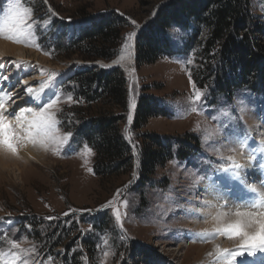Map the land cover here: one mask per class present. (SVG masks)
Wrapping results in <instances>:
<instances>
[{"label":"rangeland","instance_id":"374dc122","mask_svg":"<svg viewBox=\"0 0 264 264\" xmlns=\"http://www.w3.org/2000/svg\"><path fill=\"white\" fill-rule=\"evenodd\" d=\"M174 2L157 0L142 8L139 0H19L18 6L16 0H0V42L4 44L0 47L3 57L0 76L9 77L7 81L0 79V90L11 93L20 88L21 93L20 102L14 103L18 97L14 93L6 107L16 115L19 109L39 110L44 103L59 97L47 113L56 121L52 135L62 141L71 133L62 147L48 142L40 152L37 149L39 159L27 154L30 149L21 153L18 147L17 154L12 155L0 148V264H8L13 251L20 254L21 260L29 259L30 264H65L62 258L65 254L69 258L82 255L81 264H141L138 259L142 252L147 257L144 264H217V261L220 264L227 261L218 260L217 248L239 250L235 247L238 240L224 237L222 243L233 242L224 247L217 238L219 235L212 236L215 231L205 228L207 219L198 216L204 208L200 186L213 179L222 167L232 164L235 157L232 150L236 147L243 152L246 144L257 145L263 140L264 83L257 85L256 91L243 88L229 98L214 94L211 86L199 88L193 78L199 67L196 51L164 56L152 65L137 67L136 36L153 20L159 7ZM249 9L255 23L263 25L264 0H250ZM13 11H20L26 21L19 41L8 39L14 23L8 17ZM108 13L123 18L128 24L115 58L120 61L118 64L85 63L77 56L53 60L52 42L71 41L93 20ZM77 14L87 16L77 18ZM191 34V29L170 31L172 51L180 50ZM129 36L132 39L126 40ZM256 39L264 45V35H257ZM93 67L106 71L119 69L127 88V112L115 111L114 115L123 117L119 125L131 148V172L105 181L94 175V152L75 135L78 123L68 122L67 112L85 107L79 100V90L72 83L69 92L59 90L75 72ZM189 76L204 93L196 104L192 103L194 88ZM46 83L41 92V85ZM28 86L36 88L37 95L26 94L24 89ZM69 95L72 101L67 99ZM2 96L9 100L7 95ZM142 96L153 98L165 115L149 119L141 132H135L132 124ZM28 100L33 102L27 103ZM130 106L131 121L128 119ZM97 112L108 110L101 108ZM142 134L157 135L172 142H188L191 138L192 146L195 139L196 150L179 159L177 145H173L171 160L163 168H156L152 180L140 187ZM255 150L247 160L253 161L258 151ZM109 201L111 205L105 208ZM230 213L223 217H231ZM100 217H105L107 224L97 227L96 220ZM34 218L40 220L41 238L54 225L59 228L57 236L65 229L71 232L68 247L50 251L34 240L35 231L29 223ZM85 240L92 243V252L85 247ZM12 243L19 244V249H13ZM243 253L233 264H248L253 260L247 251Z\"/></svg>","mask_w":264,"mask_h":264},{"label":"trees","instance_id":"16d2710c","mask_svg":"<svg viewBox=\"0 0 264 264\" xmlns=\"http://www.w3.org/2000/svg\"><path fill=\"white\" fill-rule=\"evenodd\" d=\"M153 1L157 0H139V4L145 8ZM249 5L250 0H175L159 7L153 20L136 36V66L152 65L164 56L196 51L199 67L193 78L199 88L211 86L214 94L228 98L243 88L258 90L257 85L264 83V45L256 36L264 35V24L255 23ZM86 16L77 14L76 17ZM127 26L123 18L112 13L100 15L71 41L52 42L53 60H70L77 56L85 63H109L118 56ZM174 29L192 30L189 39L177 52L172 51L169 40V33ZM70 85L79 90V100L85 107L67 112L68 122L78 123L75 135L94 152V175L105 181L131 172V148L124 140L119 125L123 117L114 115L115 111L127 112V88L122 72L94 67L75 72L62 85L60 93L69 92ZM99 108L108 112L99 113ZM164 115L165 112L153 98L142 96L136 106L132 130L141 132L149 119ZM141 139L140 187L152 180L156 168H163L171 160L173 145H177L176 157L179 159H185L196 150V140L192 146L191 138L188 142H172L157 135L142 134ZM39 222L36 218L29 221L35 231L34 240L50 248V251L68 247L71 232L65 229L57 236L55 233L59 228L54 225V229L48 228L46 237L41 238L43 233L40 234ZM96 224L97 227L106 225V218H98ZM83 243L88 252H92V243L89 240ZM81 256L76 254L69 258L65 254L62 258L65 264H81ZM146 258L142 252L138 260L144 264Z\"/></svg>","mask_w":264,"mask_h":264},{"label":"snow or ice","instance_id":"6c2138e0","mask_svg":"<svg viewBox=\"0 0 264 264\" xmlns=\"http://www.w3.org/2000/svg\"><path fill=\"white\" fill-rule=\"evenodd\" d=\"M16 3L18 6L19 0H16ZM24 11L28 10L25 9ZM8 19L14 22L11 29L12 34L8 36V39L19 41L20 37L23 35L22 25L25 24L26 21L20 11H13ZM44 23L47 24L48 21L45 20ZM28 26L30 27L31 25ZM176 30L178 31V29ZM134 35L135 33L132 34V36ZM132 36L126 37V40H131ZM120 59H123V57ZM119 62V60L114 59L112 64L115 65ZM188 62L192 63L190 60ZM104 66L109 67L111 65ZM0 79L7 81L9 77L2 76ZM189 83L192 84L194 88L192 103H199L204 97V93L196 88L191 76H189ZM25 84L27 85V81H25ZM46 87L47 83L41 85V92H43ZM24 92L31 95L33 89L31 86H28L24 89ZM5 95L9 97L8 101H5L2 97H0V148L6 149L12 155H16L18 147H26L29 143L35 146L37 143L40 145H46L48 142H52L62 147L69 141L71 133H67L63 137L62 141L52 135L56 121L51 115L47 114L48 109L52 108L53 105L58 102L59 97L44 103L39 111L31 107H27L22 109L18 115H14L13 113L8 112L6 107V104L12 100V97L10 93H5ZM67 99L72 101L73 97L69 95ZM191 110L194 112L197 111L196 108H192ZM26 113H31V118H27ZM128 119L129 121L132 119L131 106L129 108ZM262 151H264V149H262ZM233 167L235 169H240L241 165H229L228 167H222L220 171L229 172L230 168ZM89 171H91V169H89ZM233 178H237L236 173H233ZM248 187L251 192H257L256 187H251L250 185H248ZM111 203L112 201H109L104 205V207L107 208L111 205ZM232 214L237 217V219L234 222L228 223L224 227L217 228L212 234L213 236L219 235L230 240L239 241L237 245L239 250L230 252L228 249H216L218 260L219 258H224L227 261V264H233V261H235L237 257L241 256L244 251H247V254L250 256L254 255L256 250L264 252V192L259 193L258 199L255 202L236 207V210ZM65 215H67V213H65ZM114 215L116 214L114 213ZM225 215H227V213H225ZM116 219H120L118 215H116ZM11 247L13 249H19L20 246L17 243H12ZM105 255H107V253H105ZM208 255L212 256L213 253H209ZM0 260H2V257H0ZM18 260L21 261V264H30L29 259L24 258L21 260L20 254L15 251L11 253V260L8 264H17Z\"/></svg>","mask_w":264,"mask_h":264},{"label":"bare ground","instance_id":"6f19581e","mask_svg":"<svg viewBox=\"0 0 264 264\" xmlns=\"http://www.w3.org/2000/svg\"><path fill=\"white\" fill-rule=\"evenodd\" d=\"M3 45H4L3 42H0V47H3ZM2 58H3L2 55H0V60ZM1 85L2 83H0V86ZM35 89L36 88H33L32 94L37 95V92ZM5 93L3 90H0V97H2L5 101H7L6 97L2 96ZM14 93H17L18 95V97H16L15 99L17 101L14 103L20 102L21 101L19 99L21 95L20 88H17L14 91H12L10 95L12 94L14 95ZM32 102L31 100L27 101V103H32ZM34 103H37V102H34ZM7 109H8V112H11L9 106L7 107ZM21 110L19 109L18 114ZM35 110H37V108ZM26 117L31 118V113H26ZM261 135L263 136V140L261 137L260 139L262 141L260 140L261 142L259 144L257 145L246 144L244 146L243 152H239V147L238 148L236 147V150H232V151H235V155H234L235 157L233 158L231 165L239 164L241 165L240 169H235L233 167V168H230L229 172H222V171L217 172L216 175H214L215 177L213 179L205 182V185L200 186L201 189L203 190L202 194L204 198L201 201V203H203L202 205L204 206L203 208L204 210L202 209V212L199 213L198 216L201 217L202 219H205V220L207 219V221L205 222L206 223L205 228L211 227L215 231L218 228V226L224 227L228 223L234 222L237 219V217H235L232 213L236 210V207L255 202L258 199L259 193L264 192V151H262V149H264V133ZM44 147H45L44 145H40L39 143H37L35 146L29 143L26 147H19V150L21 153H23V152H26V150L30 149V151L27 154L31 155L33 159H39V157L36 155V150L39 149L37 151L40 152L41 150L44 149ZM256 148L258 151H257V154L253 155V161L247 160L246 159L247 157L249 158L251 157V154L255 153ZM28 155L26 157H28ZM233 173L237 174V178H233ZM248 185H250L251 187H256L257 192L256 193L251 192ZM225 208H228V210H226ZM229 212H231L230 214L232 216L225 217L226 216L225 213L228 214ZM223 215H225L224 217L226 218V220L223 217ZM206 231L208 230H205V232ZM217 238H220L219 242L222 243L224 236H219ZM232 243L233 242H226L224 243V247H227L231 245ZM209 247H212V245H210ZM235 247H237V245ZM191 248H196V247L192 246ZM251 256H253V258H251L253 260H251L248 264H264V252H260L259 250H256L255 254ZM219 263L227 264V262H224V263L219 262Z\"/></svg>","mask_w":264,"mask_h":264}]
</instances>
